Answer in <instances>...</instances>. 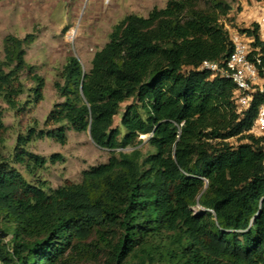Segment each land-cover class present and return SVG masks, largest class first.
<instances>
[{"label":"trees","instance_id":"1","mask_svg":"<svg viewBox=\"0 0 264 264\" xmlns=\"http://www.w3.org/2000/svg\"><path fill=\"white\" fill-rule=\"evenodd\" d=\"M230 11L227 0H169L117 23L89 72L67 58L56 83L64 100L46 120L58 127L30 134L64 144L67 130H90L112 156L80 182L51 188L28 181L0 147L3 264H264V135L252 132L264 93L240 115L235 84L198 69L232 54L222 19ZM240 30L259 48L264 75L259 24ZM35 39L32 32L4 41L0 97L10 109L19 106L25 72L37 84L35 100L43 96L45 78L26 59ZM3 115L0 107V130ZM144 142L153 150L144 153ZM22 145L15 163L31 172L47 163Z\"/></svg>","mask_w":264,"mask_h":264},{"label":"rangeland","instance_id":"2","mask_svg":"<svg viewBox=\"0 0 264 264\" xmlns=\"http://www.w3.org/2000/svg\"><path fill=\"white\" fill-rule=\"evenodd\" d=\"M169 0H0V59L4 57V41L9 35L23 38L27 33H36V39L28 46L26 59L36 66V72L45 78L43 96L35 100L37 84L29 73L20 77L22 94L19 106L10 109L0 97L4 109V129L0 130L2 154L11 167L33 183H46L51 188L77 183L82 180L83 171L107 163L112 156L108 149L98 146L89 132L69 129L67 141L61 143L54 137L32 136L30 129L54 131L58 125L48 123L47 117L54 104L64 99L59 95L56 83L63 81V68L67 58L77 56L86 72L92 67L96 51L108 41L113 27L128 14L147 17L154 7L163 8ZM206 0H202L205 4ZM231 4L228 16L223 22L231 30L251 26L264 15V0H227ZM67 27V31L64 29ZM128 101L122 104L125 108ZM120 117H115V126ZM256 134V133H255ZM258 135V134H256ZM145 137V141H146ZM236 143V139L231 140ZM18 143L30 152L47 158L43 167L29 170L26 165L14 162L13 155ZM144 153L153 150L147 142L139 146ZM134 148L123 149L130 152ZM54 153H61L63 159L51 162ZM200 211V206L194 207ZM14 226H9L12 233Z\"/></svg>","mask_w":264,"mask_h":264},{"label":"built area","instance_id":"3","mask_svg":"<svg viewBox=\"0 0 264 264\" xmlns=\"http://www.w3.org/2000/svg\"><path fill=\"white\" fill-rule=\"evenodd\" d=\"M257 22L259 35L264 43V15ZM227 28L233 44L232 54L221 61L205 60L198 69L210 72L212 78L229 79L235 84L233 101L238 114L242 115L250 107L254 95L258 92L264 93V75L260 68L262 58L261 53L258 52L259 48H253L251 45L253 39L243 33L240 27H236L234 30H231L229 26ZM253 51L256 53L251 58ZM252 132L264 135V102L259 107ZM0 264H3L1 260Z\"/></svg>","mask_w":264,"mask_h":264},{"label":"water","instance_id":"4","mask_svg":"<svg viewBox=\"0 0 264 264\" xmlns=\"http://www.w3.org/2000/svg\"><path fill=\"white\" fill-rule=\"evenodd\" d=\"M89 135H90V137L92 138V135H91V131L89 130ZM93 140V139H92ZM0 235L1 236H6L7 235V233H3V231H1L0 232Z\"/></svg>","mask_w":264,"mask_h":264},{"label":"clouds","instance_id":"5","mask_svg":"<svg viewBox=\"0 0 264 264\" xmlns=\"http://www.w3.org/2000/svg\"><path fill=\"white\" fill-rule=\"evenodd\" d=\"M142 138H145V136H142Z\"/></svg>","mask_w":264,"mask_h":264}]
</instances>
